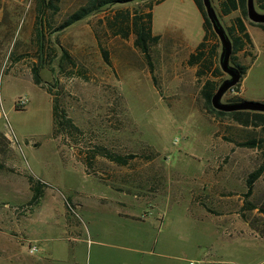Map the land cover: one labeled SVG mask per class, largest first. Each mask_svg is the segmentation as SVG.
Masks as SVG:
<instances>
[{
	"label": "rangeland",
	"instance_id": "rangeland-1",
	"mask_svg": "<svg viewBox=\"0 0 264 264\" xmlns=\"http://www.w3.org/2000/svg\"><path fill=\"white\" fill-rule=\"evenodd\" d=\"M88 1L47 10L40 50L37 0H0V264H264V172L245 194L264 125L209 110L204 83L227 75L213 77L218 55L202 75L188 64L205 35L196 2L116 4L53 33ZM151 4L154 72L132 30L109 26ZM245 23L246 71L224 100L264 102V31Z\"/></svg>",
	"mask_w": 264,
	"mask_h": 264
},
{
	"label": "trees",
	"instance_id": "trees-1",
	"mask_svg": "<svg viewBox=\"0 0 264 264\" xmlns=\"http://www.w3.org/2000/svg\"><path fill=\"white\" fill-rule=\"evenodd\" d=\"M59 0H37L38 3V33H37V39L39 44V49L42 50L44 48V44L41 42L42 37H44L43 34V28L45 23V16L46 12L49 9L57 10L58 6L56 2ZM130 0H89L87 4L81 5L78 7L73 13H71L66 20L53 31L56 32L58 30H61L63 28H66L68 26L73 25L74 23L83 20L84 18L92 15L96 11L103 10L104 7H107L109 5H115V4H126L129 3ZM163 0H156V3H159ZM201 11L203 17H204V29H205V35L203 37V40L197 45L194 52H192L189 55L188 58V64L191 66H198L197 73L199 75H202L203 73H206V70H210L214 66V59L219 54V47H220V41L217 36V34L214 32L212 24L210 20L208 19L205 8L203 5L202 0H194ZM219 3V15L221 16H227L231 14L234 11L239 10L240 15L236 16L233 20L231 25L227 26V30L232 38L233 41V54L231 57V61L233 64H235L241 71L242 76L243 73L246 71V66L243 63H240L238 61V57H236V54L239 51H242L247 43L251 44V36L247 29V25L245 23L246 20L249 21L252 25H258L262 28L264 31V24L262 23H254L248 19L247 16V0H217ZM258 6L260 9L264 10V0H257ZM152 5H150V10L146 13H140L139 10H136V13L132 16V18L129 17V14L119 12L116 16V21H110L109 26L110 27H116L119 26L118 32L123 34L125 37L128 35L129 29L132 30V32L135 35L134 43L136 47L142 52L144 55L150 70L154 72L155 65L153 62V55H152V48L154 45H156L160 40V35L154 34L152 30ZM120 23V25H118ZM43 26V27H42ZM126 30V31H125ZM209 39V40H208ZM216 40V42L211 46L208 47V42H211L213 40ZM63 58L67 57V52L64 53L62 56ZM35 83L41 84V78L38 74V70L35 69ZM224 72L221 70L219 64H215L214 70H213V77L217 78L221 75H223ZM220 83L218 81H214L212 79H208L202 88V94L205 98V101L207 103V106L213 114H216L217 117L221 115H231L233 117V120L238 122L239 124L249 126H260L264 125V113L261 112H252V111H233V112H224L220 110H216L211 103V99L213 94L218 88V85ZM239 84V83H238ZM237 84V85H238ZM236 85V86H237ZM242 100L240 98L237 99H231V101H237ZM54 121L58 122V111L56 104L54 105ZM58 118V119H56ZM74 125L69 123L68 132L75 131ZM256 140L250 139L245 142H241L240 145L243 146H249V147H255L256 146ZM105 157L109 158L112 161H115L121 165H125L128 160L133 159L136 157V154H129V155H121L116 152L109 153L104 152L103 154ZM264 172V165L259 167L258 169L251 172L246 180L247 185V191L246 195H250L253 190V186L255 181L261 176V174ZM29 180L31 182V187L33 191L32 198L30 200L31 205H38L43 196V183H41L38 180H35L32 176H29Z\"/></svg>",
	"mask_w": 264,
	"mask_h": 264
},
{
	"label": "water",
	"instance_id": "water-1",
	"mask_svg": "<svg viewBox=\"0 0 264 264\" xmlns=\"http://www.w3.org/2000/svg\"><path fill=\"white\" fill-rule=\"evenodd\" d=\"M134 1H144V0H130L129 3ZM202 1L206 15L210 20L213 30L217 34L220 41L219 54H218L219 66L221 70L227 75V77L220 82L217 90L212 96L211 99L212 106L216 110H220L224 112L243 110V111L264 113V102L247 101V100H237V101L224 100V96L226 95V93L229 90L233 89L240 82L242 78V73L240 69L231 61V57L233 54V41L227 30V27L225 26L221 16L219 15V12L213 0H202ZM110 6L112 5L104 7L103 10L108 9ZM246 7H247V16L250 21L254 23L264 24V10L258 8L256 0H247Z\"/></svg>",
	"mask_w": 264,
	"mask_h": 264
},
{
	"label": "built area",
	"instance_id": "built-area-1",
	"mask_svg": "<svg viewBox=\"0 0 264 264\" xmlns=\"http://www.w3.org/2000/svg\"><path fill=\"white\" fill-rule=\"evenodd\" d=\"M21 103H22V104H25V103H26V100L23 99V100L21 101ZM35 249H36V247L34 246L33 248H31V251H32V250H35ZM190 264H193V262H190Z\"/></svg>",
	"mask_w": 264,
	"mask_h": 264
},
{
	"label": "crops",
	"instance_id": "crops-1",
	"mask_svg": "<svg viewBox=\"0 0 264 264\" xmlns=\"http://www.w3.org/2000/svg\"><path fill=\"white\" fill-rule=\"evenodd\" d=\"M197 47V46H196ZM196 47H195V49H196ZM198 69H197V66L195 65V71H197Z\"/></svg>",
	"mask_w": 264,
	"mask_h": 264
}]
</instances>
